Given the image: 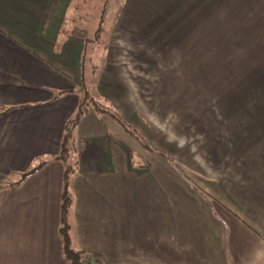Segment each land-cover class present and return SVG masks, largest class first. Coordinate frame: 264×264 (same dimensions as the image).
Wrapping results in <instances>:
<instances>
[{
	"label": "crops",
	"instance_id": "0c3cea01",
	"mask_svg": "<svg viewBox=\"0 0 264 264\" xmlns=\"http://www.w3.org/2000/svg\"><path fill=\"white\" fill-rule=\"evenodd\" d=\"M72 1L0 0V264H66L56 156L83 89ZM103 72L126 85L127 70ZM111 121L87 108L70 133L71 248L100 264H245L264 241V166H179L164 136L152 152Z\"/></svg>",
	"mask_w": 264,
	"mask_h": 264
},
{
	"label": "rangeland",
	"instance_id": "374dc122",
	"mask_svg": "<svg viewBox=\"0 0 264 264\" xmlns=\"http://www.w3.org/2000/svg\"><path fill=\"white\" fill-rule=\"evenodd\" d=\"M72 2L82 6L85 110L111 106L97 87L106 68L127 70L106 94L144 143L159 149L153 138L164 136L179 166H264V0Z\"/></svg>",
	"mask_w": 264,
	"mask_h": 264
},
{
	"label": "trees",
	"instance_id": "16d2710c",
	"mask_svg": "<svg viewBox=\"0 0 264 264\" xmlns=\"http://www.w3.org/2000/svg\"><path fill=\"white\" fill-rule=\"evenodd\" d=\"M72 7L75 9V7H78V6L75 5ZM102 9L103 8H101V11H102ZM101 24H102V13L99 15L98 28H96V30H95L97 33H99L100 30L102 29ZM83 50H84V48H82V51ZM83 54L84 53L82 52V54L80 55V73H81V80H82L81 83L82 84H83L82 69H83V65H84ZM83 98H84V95H83ZM83 100L84 99H81V101L79 102L74 117L71 120H68L64 125V131H63V135H62V139H61L60 150H59L58 156H56V159L61 160L64 164V169H63V174H62L64 186H63L61 197H60L58 232H59L60 238L62 240L63 255L66 259V264H78L79 259L83 253L81 251L72 249L70 246V239H69V234H68V224L66 222V214H67V211H68L70 204H71V197H70V194L67 190V187L65 186L67 183V180H68L67 174H69L72 171V169H71L72 166L70 164H68V162H67L69 154L71 153V151H70L71 149H69L66 144H68V140H69L72 128L77 123V120L79 119V117L85 112V109L83 107L85 102ZM94 103H95L94 109L96 112L110 117L125 132H127L128 134L137 138V140L140 141V145L143 148L148 149L149 151H152V152H158L161 154L163 153L161 151H158V150L150 147L147 143H144L143 139L141 138L139 133L130 125V123L124 117H122L120 115V113L115 109V107H113L112 105L111 106L110 105H104L98 101H95ZM69 145H71V144H69ZM168 159L170 161H173V159H171V158H168ZM39 167H41V163L30 168L26 172H23L20 175V179H24L25 177L30 176L31 174L36 172L39 169Z\"/></svg>",
	"mask_w": 264,
	"mask_h": 264
},
{
	"label": "clouds",
	"instance_id": "9594fccd",
	"mask_svg": "<svg viewBox=\"0 0 264 264\" xmlns=\"http://www.w3.org/2000/svg\"><path fill=\"white\" fill-rule=\"evenodd\" d=\"M245 264H264V241L251 249Z\"/></svg>",
	"mask_w": 264,
	"mask_h": 264
},
{
	"label": "built area",
	"instance_id": "2783aa9c",
	"mask_svg": "<svg viewBox=\"0 0 264 264\" xmlns=\"http://www.w3.org/2000/svg\"><path fill=\"white\" fill-rule=\"evenodd\" d=\"M78 264H100L98 258L94 254L82 253Z\"/></svg>",
	"mask_w": 264,
	"mask_h": 264
}]
</instances>
